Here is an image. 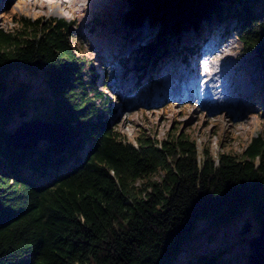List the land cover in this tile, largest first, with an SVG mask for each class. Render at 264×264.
<instances>
[{
    "label": "trees",
    "instance_id": "trees-1",
    "mask_svg": "<svg viewBox=\"0 0 264 264\" xmlns=\"http://www.w3.org/2000/svg\"><path fill=\"white\" fill-rule=\"evenodd\" d=\"M125 2L114 26L123 37L145 22L156 28L144 47L122 57L125 69L128 61L138 65L137 79L146 60L155 69L170 58L196 57L206 34L222 26L258 51L264 75V36L245 33L264 0ZM230 16L235 28L226 23ZM89 19V32L106 22ZM13 23L0 28V264H173L200 220L224 225L250 209L264 221V135L241 153L200 150L179 130L129 140L116 112L110 115L108 77L94 60L86 65L76 45L74 22L20 15ZM16 69L42 73L49 95L33 98L28 82L9 90ZM34 101L41 117L63 121L67 134L59 143L15 149L8 126Z\"/></svg>",
    "mask_w": 264,
    "mask_h": 264
},
{
    "label": "rangeland",
    "instance_id": "rangeland-1",
    "mask_svg": "<svg viewBox=\"0 0 264 264\" xmlns=\"http://www.w3.org/2000/svg\"><path fill=\"white\" fill-rule=\"evenodd\" d=\"M126 0H0V28L9 30L15 25L14 16L65 17L75 24L76 45L86 60L108 77V93L114 98L110 108L117 119L118 129L129 140L145 132L157 139L168 131L190 132L200 150L211 147L215 153L230 150L241 153L252 137L264 135V75L258 51L250 48L243 37L225 26L206 34L210 38L200 42L196 57L189 61L170 58L155 69L151 60L142 65L140 80L133 63L123 64L124 55L134 47H144L155 33L154 26L132 29V36L114 26L127 9ZM256 22L247 34L264 36V5L255 11ZM103 17L104 24L89 32V17ZM100 21V18H99ZM226 23L237 25L234 16ZM238 26V25H237ZM146 32H144L143 30ZM187 32V31H186ZM188 33V32H187ZM184 32L182 40L184 39ZM138 39L134 44L132 39ZM140 67V66H139ZM128 70V71H127ZM152 82H149L148 78ZM147 81V82H146ZM21 82L31 85L33 98L48 96L42 73L30 75L16 69L8 78L9 90ZM171 92V94H169ZM33 105V106H32ZM24 108L9 124L13 131L23 119L41 117L43 106L36 101ZM45 143L40 141L39 145ZM249 231L242 233L245 223ZM250 209L244 210L227 224L215 225L200 220L192 235L186 239L173 264H248L251 252L248 241L259 235V224Z\"/></svg>",
    "mask_w": 264,
    "mask_h": 264
},
{
    "label": "water",
    "instance_id": "water-1",
    "mask_svg": "<svg viewBox=\"0 0 264 264\" xmlns=\"http://www.w3.org/2000/svg\"><path fill=\"white\" fill-rule=\"evenodd\" d=\"M25 110L22 109L18 115L24 117ZM68 126L63 121H50L42 117L32 120L23 119L21 123L9 133L7 142L15 149H30L39 144L40 141L59 143L67 134ZM250 223H245L242 233L249 231ZM259 235L249 239L248 245L251 252L248 264H264V221L259 223Z\"/></svg>",
    "mask_w": 264,
    "mask_h": 264
},
{
    "label": "bare ground",
    "instance_id": "bare-ground-1",
    "mask_svg": "<svg viewBox=\"0 0 264 264\" xmlns=\"http://www.w3.org/2000/svg\"><path fill=\"white\" fill-rule=\"evenodd\" d=\"M144 25H148V22L143 23V25L141 24V27H143ZM148 27H149V25H148ZM142 30H143V29H142ZM143 31L146 32L145 30H143ZM151 66H152V64H151ZM153 66L156 67V64H154ZM169 94H171V92H170Z\"/></svg>",
    "mask_w": 264,
    "mask_h": 264
}]
</instances>
